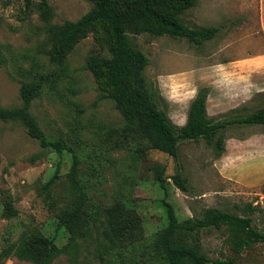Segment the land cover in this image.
<instances>
[{
  "label": "rangeland",
  "instance_id": "obj_1",
  "mask_svg": "<svg viewBox=\"0 0 264 264\" xmlns=\"http://www.w3.org/2000/svg\"><path fill=\"white\" fill-rule=\"evenodd\" d=\"M39 1L31 0L32 6L26 8L25 0H0V107L21 106V85L39 82V93L28 109L51 139L62 140L75 151L82 184L94 204L107 210L129 205L125 212L138 217L134 248L112 251L105 256L107 264H149V239L167 223L165 193L156 179L162 168L168 176L177 165L187 177L188 191L169 179L166 195L180 219L199 217L206 207L231 212L253 202L264 208V178L258 175L264 169V126L229 128L224 133L225 151L218 158L203 140L180 141L176 160L151 148L146 137L122 130L121 111L113 100L102 97L87 69L90 54H107L91 35L76 44L65 62L49 59L50 26L78 19L91 3L48 0L52 18L45 23L37 9ZM183 20L189 26L225 27L199 46L168 35L128 34L149 59L144 77L171 121L182 124L201 87L208 88L206 111L213 120L244 115L263 105L264 72L255 74L248 58L264 60V0H197ZM229 59L244 63L228 72L219 65ZM23 126L0 120V258L5 264H71L73 255L79 264H101L97 238L81 240L78 252L65 251L68 232L55 217L74 199L66 177L71 153L41 148ZM56 165L58 180L44 190ZM8 197L16 210L12 217L4 213ZM200 239L210 259L231 253L219 230H202ZM9 249L6 257L3 252ZM234 264H264V245L245 251Z\"/></svg>",
  "mask_w": 264,
  "mask_h": 264
},
{
  "label": "trees",
  "instance_id": "obj_2",
  "mask_svg": "<svg viewBox=\"0 0 264 264\" xmlns=\"http://www.w3.org/2000/svg\"><path fill=\"white\" fill-rule=\"evenodd\" d=\"M91 6L74 21L50 26L51 47L49 59L55 63L65 62L69 53L83 38L92 36L94 42L105 48L106 55L92 53L86 59V67L92 73L102 97L113 100L124 117V131H131L149 141L151 148L160 150L177 159L178 143L184 140L204 143L212 148L215 158L225 151L229 128L244 125L264 126V104L244 115H234L213 120L207 115L208 88L201 87L188 107L183 125L174 124L167 113L159 107L157 94L146 82L143 71L149 65L148 57L136 48L128 34L150 33L159 37L168 35L185 38L199 46L214 38L224 24L212 26H189L183 16L194 7L197 0H87ZM26 8L32 6L25 0ZM39 16L45 23L52 18L48 0L37 4ZM3 59L0 56V63ZM39 82H26L20 87L22 105L15 108L0 107V120L21 122L27 134L35 138L41 148L61 154L71 153L72 161L66 174L68 190L74 199L56 214L58 226L68 232L65 251L78 252L81 240L94 237L101 264L106 255L114 250H130L139 240V220L130 212L129 205L105 209L94 204L82 184L79 159L75 151L62 140L51 139L29 111V104L38 95ZM180 167V166H179ZM176 165L174 173L164 175V168L156 173V179L164 190L162 204L167 223L148 242L149 264H234L245 251L264 245V208L258 203L237 205L235 211L206 207L199 217L180 219L173 205L166 199L169 179L177 188L188 191L187 177ZM59 165L43 185L50 190L58 180ZM6 217L16 210L8 197L3 201ZM125 209V210H124ZM215 229L223 235V242L231 251L223 259H210L202 250L200 232ZM11 249L3 252L6 257ZM76 256V255H75ZM2 257V256H0ZM71 264H79L76 257L69 256ZM2 259V258H0ZM0 264H5L4 259Z\"/></svg>",
  "mask_w": 264,
  "mask_h": 264
},
{
  "label": "crops",
  "instance_id": "obj_3",
  "mask_svg": "<svg viewBox=\"0 0 264 264\" xmlns=\"http://www.w3.org/2000/svg\"><path fill=\"white\" fill-rule=\"evenodd\" d=\"M214 5H215L214 7L216 8V10H219L220 9L219 8V6H220L219 4L215 3ZM207 26H209V25H207ZM242 61L243 60L229 59V60H225L222 63H220L219 66L221 68H223L224 70H227L228 72H230V70H232L236 65L240 66L242 63H244ZM263 61L264 60H263V57L262 56H254V57L253 56H250L248 58L249 68L252 69V67H253V70H254L255 74L256 73H259V72H264V64H263ZM202 67H204V66H202ZM199 68L201 69V67H199ZM260 91H264V85L263 86H260ZM185 121H186V119L180 125H183L185 123ZM258 175H260L262 178H264V169L263 168H260V171L258 172Z\"/></svg>",
  "mask_w": 264,
  "mask_h": 264
},
{
  "label": "bare ground",
  "instance_id": "obj_4",
  "mask_svg": "<svg viewBox=\"0 0 264 264\" xmlns=\"http://www.w3.org/2000/svg\"><path fill=\"white\" fill-rule=\"evenodd\" d=\"M175 92V91H174Z\"/></svg>",
  "mask_w": 264,
  "mask_h": 264
}]
</instances>
